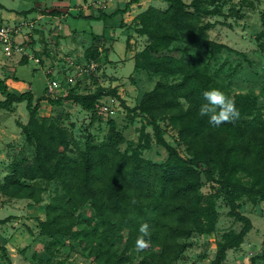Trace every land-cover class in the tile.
<instances>
[{
    "label": "trees",
    "instance_id": "trees-1",
    "mask_svg": "<svg viewBox=\"0 0 264 264\" xmlns=\"http://www.w3.org/2000/svg\"><path fill=\"white\" fill-rule=\"evenodd\" d=\"M139 1L131 0L110 15L102 13L94 18L125 13ZM162 1L168 3L166 9L150 6L136 17V32L146 35L149 43L135 55L134 69L178 79L158 81L133 108L125 104L116 88L88 93L73 89L57 98L47 95L45 89L36 98L32 91L17 93L0 81V92L5 97L0 99V108L13 111L17 103L26 101L30 119L20 126L26 140L35 145L32 158L23 157L11 164L0 191L10 198L40 203V183L58 182L59 189L46 205V219L39 220L40 233L55 242L58 235L72 236L98 264H174L191 246L189 239L195 234L215 232L220 198L229 207L228 215L242 224L239 231L222 235L216 255L208 263L223 264L228 250L239 248L253 228L250 217L240 211V201L247 198L253 205L264 201V107L259 104L264 86L260 95H231L198 65L197 56L191 55V61L177 57L173 44L186 39L214 55L226 49L248 60L245 53L210 38L209 30L217 22L204 21V17L221 14L219 6L209 8L207 0ZM263 37L264 33L257 35L264 52ZM91 48H95L91 55L95 60L100 52ZM183 51L188 54L187 47ZM211 89L224 92L235 102L241 114L239 120L213 126L208 117L199 115L206 102L202 94ZM107 95L121 98L128 112L148 118L156 142L167 150L164 161L143 156L151 142L145 126L137 144L128 141L127 148L121 150L125 137L110 119L104 140L87 138L84 148L72 156L66 129L54 118L39 117L42 101L53 106L72 101L95 114ZM165 117L178 128V146L165 139L158 122ZM203 176L211 183L212 192L208 194L202 191L206 182ZM7 221L5 218L0 223ZM145 223L149 225L145 239L150 244L146 250L137 251L139 228ZM0 251L7 255L5 246L0 245ZM136 254L140 258L134 261ZM260 260H264V247L261 254L252 257L251 264Z\"/></svg>",
    "mask_w": 264,
    "mask_h": 264
},
{
    "label": "rangeland",
    "instance_id": "rangeland-1",
    "mask_svg": "<svg viewBox=\"0 0 264 264\" xmlns=\"http://www.w3.org/2000/svg\"><path fill=\"white\" fill-rule=\"evenodd\" d=\"M122 1L112 0L110 5L116 7ZM185 1L191 2V0ZM207 1L206 5L209 8L219 6L221 10V14L204 17V21L217 22L216 26L209 30L210 38L245 53L248 60L226 49L218 55H214L210 50L188 43L186 39L173 44L177 48V57L191 61V55L197 56L199 58L198 65L211 74L216 82L227 88L231 95L236 93L260 95L264 86V52L259 47L257 35L264 33V0ZM150 4L162 10L168 7V3L165 1L147 0L141 5L135 6L134 9L137 12L141 9L146 10L151 6ZM136 17L128 28L129 36L133 39L128 43V48L129 51H132L134 59L135 55L149 43L146 35L136 32V27L139 25ZM75 24L81 26L84 22L75 21ZM53 31L55 30L49 31L48 37L44 35L45 45L41 52L42 56L53 57V54L48 52L54 51L53 49L56 47L52 37V34L56 33ZM46 40H48L47 43ZM185 47L188 49V54L183 51ZM94 49L89 46L81 55L72 54L73 64H70L68 68L66 66L61 68L56 73L55 78L60 83L57 92L47 95L57 98L66 95L73 89L77 92L88 93L99 88H105L107 91L116 88L125 104L133 108L140 103L143 94L152 90L158 81L173 82L178 79L169 75L134 70L133 59L127 61L128 56L124 60L120 58L125 50L123 38L116 42L115 50L111 52L112 63L105 59V50H103L102 55L93 60L97 63L94 70L80 72L78 66L85 67L91 62ZM2 51L3 49L0 47V52ZM125 61L127 62L125 63ZM34 66L35 63L30 62L23 67L21 72L33 77V90L39 95L44 92L48 78L52 77V73L48 70L46 73L42 70L35 71L33 70ZM121 98H118L120 105L115 107L114 113L104 112L100 104L95 114L72 101H64L62 105L56 106L51 105L48 101H42L39 117L54 118L66 129L71 139L69 153L72 156L77 155L84 148L87 138H93L96 141L104 140L110 130V119L116 122L117 129L125 137L126 142L120 145L121 150L127 148L128 141H132L136 145L141 129L145 126L151 142L150 147L143 151V156L153 161H164L168 156L167 150L156 142L153 126L148 123V118L141 114L128 112L121 103ZM259 104L264 107V95H260ZM29 119L30 113L27 110L26 101L15 106L13 111L0 109V133L5 131L14 134H12V138L6 136L2 139L0 136V154L6 147L7 150L9 149L8 156L14 157L13 162L23 157L32 158L34 155L35 145L26 140L20 126V124H27ZM158 122L164 130L166 141L173 146H178V128L172 125L166 117ZM179 149L185 155L183 147ZM12 163L7 166L6 161L0 158V185L4 181L5 175L11 172ZM203 180L206 181L204 176ZM40 185L43 189L40 203H34L29 199L10 198L0 191V219L8 217L9 223L13 225L12 227H0V243H6L9 249V256L8 253L4 255L0 251V264H8L9 261L14 264H98L88 256V252L72 236L58 235L56 237L58 240L55 242L54 238L40 233L39 218L43 216L44 220L46 219V205L59 189L56 181L41 182ZM202 191L205 194L212 192L211 183L206 181ZM240 203V211L250 217L253 228L239 248L228 250L223 264H251L252 257L263 252L264 201L253 205L249 199L243 198ZM32 205L35 207L31 208ZM217 206L220 217L215 232L204 237L195 234L189 239L191 246L174 264H208L216 255L217 242L222 239V235L230 230L239 231L241 229L242 224L228 215L229 207L222 198L218 199ZM85 212L87 213V211ZM119 247L122 249L123 243H120ZM139 258L136 254L134 261ZM256 264H264V260H260Z\"/></svg>",
    "mask_w": 264,
    "mask_h": 264
},
{
    "label": "crops",
    "instance_id": "crops-1",
    "mask_svg": "<svg viewBox=\"0 0 264 264\" xmlns=\"http://www.w3.org/2000/svg\"><path fill=\"white\" fill-rule=\"evenodd\" d=\"M129 1L131 0H123L118 6L112 7L110 5L112 0H0V24L13 25L22 20H36L35 28L31 29L26 36L29 45L28 52L34 58L18 54L6 56L3 51L0 52V81H3L12 91L17 93L32 91L35 97L38 98L45 93V90L39 95L34 92L33 77L24 75V72H21L26 64L34 62L35 66L33 70L35 71L42 70L43 72L45 71L44 73L47 70L52 71L53 78L56 79V73L61 68L65 66L68 68L71 62H74L71 55H81L89 46L98 48L100 55L105 50V59L109 63H112L111 52L115 50L116 42L122 40V38L125 40V50L120 58L124 60L128 56L127 61L128 59H133L135 66L132 51H129L128 48V39L130 38L129 42L133 41L129 36L130 30L128 28L134 18L145 10L139 9L140 11L137 12L134 9L135 6L141 5L142 2L147 0L133 2L130 9L125 13L107 16L100 20L94 18L102 13L110 15L117 9L124 8L125 4ZM150 5L154 6L153 4ZM75 21H83L84 24L78 26L75 24ZM51 30H55L53 32L57 34H52L53 43L56 46L53 49L55 52L48 51L53 54V57L42 56L41 52L45 45L43 40L44 35L48 37ZM94 36L98 38L94 40ZM89 37L90 39L88 40ZM22 38L20 36L18 39L22 40ZM47 42L48 40H46ZM0 47L2 49L1 45ZM4 98L0 92V99ZM20 103L16 106H19ZM12 134L11 132L3 131L0 133V136L2 139L6 136L12 138L14 135ZM5 150L0 154V158L1 160H5L8 166L13 162L14 157L8 156L9 149L7 150L5 147ZM30 207L35 206L32 205ZM2 219L4 218L0 220ZM39 220H44V217L41 216ZM9 222L0 223V227H12L13 225ZM201 236L204 237L205 235ZM0 245L7 248L9 256L7 244L0 243Z\"/></svg>",
    "mask_w": 264,
    "mask_h": 264
},
{
    "label": "built area",
    "instance_id": "built-area-1",
    "mask_svg": "<svg viewBox=\"0 0 264 264\" xmlns=\"http://www.w3.org/2000/svg\"><path fill=\"white\" fill-rule=\"evenodd\" d=\"M36 20H22L13 25L0 24V45L2 46L3 52L6 56L14 55H27L31 58L34 56L28 52V39L26 36L29 34L31 29L35 28ZM22 36V40L18 38ZM73 64V62H71ZM97 66L95 61L89 62L85 67L78 66L80 72H89L94 70ZM51 72L52 71H49ZM60 87V83L57 79L52 77L48 78L46 86L47 94H55L56 90ZM119 100L116 96H107L106 99L101 100V109L104 112L114 113L115 107L119 106Z\"/></svg>",
    "mask_w": 264,
    "mask_h": 264
},
{
    "label": "clouds",
    "instance_id": "clouds-1",
    "mask_svg": "<svg viewBox=\"0 0 264 264\" xmlns=\"http://www.w3.org/2000/svg\"><path fill=\"white\" fill-rule=\"evenodd\" d=\"M203 98L206 101L199 109L201 117H208L209 124L220 126L226 123H235L240 118V111L235 102L224 92L218 89L206 90L203 92ZM140 235L136 240L137 251H144L149 247L150 240L145 239L149 236V225L141 224L139 228Z\"/></svg>",
    "mask_w": 264,
    "mask_h": 264
}]
</instances>
